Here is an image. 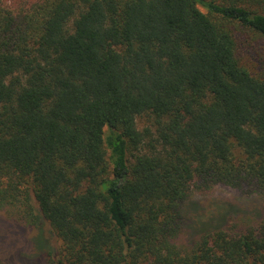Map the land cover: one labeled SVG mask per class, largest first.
I'll return each instance as SVG.
<instances>
[{
    "label": "trees",
    "instance_id": "obj_1",
    "mask_svg": "<svg viewBox=\"0 0 264 264\" xmlns=\"http://www.w3.org/2000/svg\"><path fill=\"white\" fill-rule=\"evenodd\" d=\"M262 41L264 0H0V210L48 264H264V219L177 242L195 191L264 194Z\"/></svg>",
    "mask_w": 264,
    "mask_h": 264
},
{
    "label": "rangeland",
    "instance_id": "obj_2",
    "mask_svg": "<svg viewBox=\"0 0 264 264\" xmlns=\"http://www.w3.org/2000/svg\"><path fill=\"white\" fill-rule=\"evenodd\" d=\"M246 37L247 34L243 36ZM257 47H261V43ZM248 53L244 63L252 71L260 69V61L253 53ZM149 121L148 115L137 118L140 128ZM182 213V231L177 242L184 250H190L209 231L238 233L260 224L264 219V194L218 183L206 193L195 191L183 205ZM24 217L20 206L11 205L0 210V264H48V244L57 247V239L48 223L36 227ZM40 234L48 243L41 240Z\"/></svg>",
    "mask_w": 264,
    "mask_h": 264
}]
</instances>
